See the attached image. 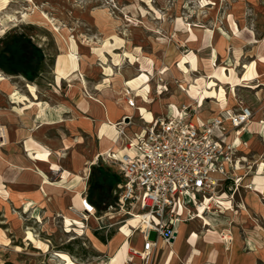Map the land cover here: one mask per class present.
<instances>
[{
  "label": "rangeland",
  "instance_id": "rangeland-1",
  "mask_svg": "<svg viewBox=\"0 0 264 264\" xmlns=\"http://www.w3.org/2000/svg\"><path fill=\"white\" fill-rule=\"evenodd\" d=\"M70 37L74 38L72 43ZM263 40L264 0H0V116L5 109V112H12L11 118L34 122L35 109L29 108L35 105L34 102L48 98L47 94L56 89L66 95L71 84L69 76L80 71V62L85 63L90 81L98 84L104 77L98 85L99 90L111 86L116 72L125 74L129 70L136 74L131 77L130 82L148 74L150 90L149 83L156 70L168 69L166 82L171 92L168 96L181 90L180 86L184 83L182 73L187 71H191L193 78L211 74L212 78H206L217 86L221 81L214 72L217 69L219 77L223 79L229 76V70L233 67H229L230 61L227 64L226 62L235 54L233 47L238 44L241 49L242 65L236 69L240 76L244 73V66L252 63L255 58L262 56L261 59L264 60ZM135 47L142 48L147 57H157L158 61L145 56L139 59L141 49L132 51ZM213 47L223 48L219 58L216 50L213 56L217 57L211 56ZM71 51L79 59L68 56L70 71L63 78L57 73L60 57ZM198 59L199 73L191 69ZM209 59L213 61L214 68ZM139 65L141 70L138 73ZM257 71L260 77L241 79L238 82L239 87H217L232 96L231 104L235 103V91L237 102L251 107L253 118L246 132L250 134V127L261 131H256L254 137L239 148L238 160L241 165L239 177L236 178L237 184L234 182L231 191L226 188L219 190V209L213 203L210 210L204 211V218L208 220L212 217L217 219L229 216L233 225H237L233 219H241L242 232L254 226L264 229V68L259 65ZM62 79L65 80L57 85L55 80L60 82ZM124 84L126 85V80ZM186 102L193 101L187 99ZM37 105L47 115L44 104ZM16 106L20 113L28 110L19 115ZM86 116L92 119L89 114ZM62 122L54 125L55 129L48 130L46 135L72 140L68 150L71 154L79 151L87 157L98 146L96 130L98 132L100 126L94 127V131L87 135L81 130L82 127H71V119L65 118ZM10 124L12 128H19L17 121H11ZM35 126L36 124L31 125L26 133L29 134ZM3 127H7L6 124L0 123V129H4ZM108 129L109 125L106 124L104 131ZM23 130L25 129L22 126L21 131ZM113 130L117 136L118 128L113 127ZM0 134L2 135L1 132ZM71 154L60 155L63 156V161L59 166L76 173L74 167L67 165L73 162ZM84 159L91 163L95 161ZM86 165L88 168L85 167L84 172H88L85 176L67 172L66 184H57L61 180V174L57 170L52 171L48 179L59 190L67 192L63 189L66 188L76 192V196L80 182L86 178L84 197L89 195L91 187H96L95 197L102 207L107 205V209L100 211L94 204L96 216L87 222L82 231L83 223L78 220L74 223L73 216L69 214L72 200L70 197L65 198L62 191H59V196L64 199L61 207L49 216L43 215L39 221L33 219L32 211L0 196V264L108 263L116 251L111 250L110 246L116 236H121L118 231L121 225H114L109 229L100 227L115 224L120 218L113 212L117 201V167L107 157H100L94 166L89 163ZM225 192L232 204L226 201ZM223 206L231 209L222 211ZM198 214L197 208H192V218ZM63 216L66 225L63 223ZM101 218L102 221H99ZM136 223L133 219L129 221V224ZM72 226H76L77 231ZM66 228L70 233H66ZM216 229L222 231L219 226ZM28 232L35 237L31 235L28 238ZM122 232L128 235L129 227H123ZM152 239H155V233L152 234ZM139 241V236H135L130 242L125 240L122 245L120 242L121 247L118 250L124 245L125 250L129 249L130 243L139 245ZM161 254L162 250L148 264H158ZM136 262L144 264L141 260Z\"/></svg>",
  "mask_w": 264,
  "mask_h": 264
},
{
  "label": "crops",
  "instance_id": "crops-1",
  "mask_svg": "<svg viewBox=\"0 0 264 264\" xmlns=\"http://www.w3.org/2000/svg\"><path fill=\"white\" fill-rule=\"evenodd\" d=\"M236 45V47H233L235 54H232L226 62L227 64L230 61L229 67H233L229 70V76L226 79H223L222 77H219L217 69L214 72V75L219 81H221L217 86H214L207 79L210 75H202L198 78H193L191 71H187L186 73H182L184 76V83L180 86L182 91H177L175 95L168 96L171 93L170 86L166 82V89L164 88L160 90L164 85L159 82L160 78H163L165 81L167 80L168 69L165 72L156 70V74L152 76V81L149 83L151 87L150 90L148 88V74H144L143 76H140V78L134 79L133 82H130L132 81L131 77L136 74H134L132 70H129L126 71L125 74L117 73L115 71L116 74L112 78V82H115L114 85H112L111 82V86L99 90L98 85L104 80V77L98 84L90 81L88 76L89 72L85 63L80 62V71L74 72L69 76L71 78V84L66 95L61 94L56 89L54 92L47 94L48 98L34 102L35 105L29 108L35 109L34 122H27L24 119L14 117L11 118L10 115L12 112L9 110H6L5 112L4 109L0 116V123L6 124L7 126L3 127L6 131L3 132V137L0 138L1 198L4 200L11 199V201L15 202L22 208H25L27 211H32L33 219L36 221H39V218L41 219L43 215H51L61 207L64 199L61 195L59 196V191L65 193V198H71V206L83 208L86 203L94 206L88 196L84 197L87 183L86 178L80 182L78 187L79 193L75 196V193L66 188L62 187L67 192L59 190L55 183L54 185L49 181L48 175L50 176L52 171L57 170L61 174V180L57 182V184H66L68 177L67 172L87 175L88 171L84 172V168L88 165H86V163L93 165L96 160L103 157L107 152L109 153L110 150L115 153L116 157H119L123 152L121 149L124 150L125 144L124 139H118L119 124L126 117L125 122H129L128 116L132 118L133 124L126 127V133L131 136L134 133L140 132L145 122L150 121L153 117L180 112L183 104H191L186 102L187 99L192 101H195L194 99H196L201 103V107L195 116V120L201 122L210 120L223 108L239 107L241 103L237 102L234 90H232L234 91V95H232L235 98V103L231 104L233 102L232 96H229V93H227L226 90H220L217 87L219 85H230L232 88H236L239 87L238 82L241 79H256V77L259 76L257 66L261 65L262 68H264V60L261 59L262 56L260 58H255L252 63L244 66L243 75L238 76L236 69L242 65L240 62L242 58L240 54L241 49H239L238 44ZM139 48L140 47H135L132 51H136ZM140 49L141 54L138 57L139 59H141V56H145L142 48ZM214 50L218 52L217 56L219 58V53L220 51H223V48L217 49L213 47L211 56H213ZM109 58L112 59L111 57ZM147 58L158 61L157 57H155L156 60L153 56ZM210 59L209 63L211 62V65L213 66V61ZM100 66H102V64H100ZM151 66L153 70L152 61ZM199 66L200 61L198 59L194 66H191V69H195L199 73V70H197ZM162 68L164 69V67ZM115 69L117 68L115 67ZM139 70H141V65L138 66V73ZM65 79H62L60 82L55 80L56 84H61ZM125 80L126 85L124 84ZM92 85L93 88L91 87ZM158 86H160V88H158ZM143 88L144 90H142ZM91 92L94 93L92 94ZM131 96L135 97V107L129 106L127 102V97ZM38 103L44 104L47 115L42 112V108L37 105ZM18 106L23 107V105L20 104H18ZM18 106L15 107L17 112L19 111L17 108ZM243 106L250 107L247 105ZM215 109L218 110L215 112ZM26 110H24L23 113L18 112V114L22 115ZM88 114L92 119H89L86 116ZM65 118L72 120L71 127L78 125L79 127H82L81 130L87 135H90L94 131V127L98 128L100 126L98 132L96 130L98 146L89 152L87 157L83 156L79 151H74L73 154L68 151L69 146L72 145V140L66 137H50L46 135L48 130L55 129L54 127L56 126L54 125L63 123L62 121H64ZM11 121H17L20 129L12 128V125L10 124ZM33 124H36V126L31 128L29 134L26 133V130ZM106 124L109 125V129L104 131V126ZM22 126L25 129L23 131H21ZM113 127L118 128L117 136H115L116 134L114 133ZM249 129L250 134L247 132L244 134L246 140H251L256 131H261V129L259 130L258 128L252 129V127H250ZM100 134H105V136H101ZM232 139L233 136L229 138V140ZM62 154L72 155L73 162H70V164L68 162L66 163H68V166L74 167L76 173L72 172L70 169H64L59 166L62 165L63 156H60ZM84 158L94 159L95 161L91 163L85 161L86 159ZM116 177L119 179L118 168ZM233 186V182H228L225 188L228 191H231ZM261 190L258 192H261ZM224 196L226 201L232 204V200H228L229 195L227 192L224 193ZM216 207L219 209L217 204ZM223 207L224 209L221 210L225 212L231 209L228 208V206ZM69 214L73 216L72 221L74 223H76V220L80 221L72 214L70 209ZM93 217L94 216L91 218ZM202 217L204 218V216ZM99 221H102V218L99 219ZM233 221H236L235 223H237V225H233L232 218L229 216H222L217 219L212 217L210 220L206 218L203 220H194V218L190 219L188 212L185 211L183 220L179 224L178 234L173 246H165L161 249L162 254L158 264H264V229L254 226L252 229L242 232L241 219H233ZM63 223L66 225L64 216ZM83 225L84 228H82V231L85 229V224ZM111 225L112 224H105L103 227L104 229H109L112 228ZM125 226L121 225L119 227L118 231L121 236H116L113 244L110 246L111 250L116 251L106 264H139L136 260L140 259L134 258L132 260L130 258V249H143L144 241L142 235L136 232L131 236L130 228V233L128 235L125 234L122 232V229ZM218 226L221 228V232L217 229L215 230ZM75 227L76 226H72L71 228H74V231H77ZM66 233H70L67 228ZM31 235L35 237L33 233L28 232V238H30ZM223 235H229L231 237L232 241L230 244L227 245L224 242L222 239ZM135 236H139L140 238L139 245H131L130 243L129 249L125 250L124 245L118 250L125 240L130 242ZM121 237L124 239L123 242ZM120 242L122 243L119 246ZM117 245L119 246L118 248ZM40 250L44 251L43 249ZM161 250L158 253H160Z\"/></svg>",
  "mask_w": 264,
  "mask_h": 264
},
{
  "label": "built area",
  "instance_id": "built-area-1",
  "mask_svg": "<svg viewBox=\"0 0 264 264\" xmlns=\"http://www.w3.org/2000/svg\"><path fill=\"white\" fill-rule=\"evenodd\" d=\"M159 82L164 86L158 88L166 89V81ZM127 102L135 107V97H127ZM200 107L196 100L183 104L180 112L153 117L131 136L126 127L133 124L132 118L128 116L127 123L124 118L118 139L125 140V153L118 158L110 150L103 156L119 170L113 212L120 218L111 227L127 225L131 236L138 232L144 241L142 250L130 249L132 260L148 264L165 246L172 247L185 211L191 219L192 208L210 210L221 188L228 182L237 184L239 148L247 142L244 134L253 111L241 103L201 122L195 120ZM70 211L85 225L97 213L87 203L83 208L71 206ZM132 219L136 225L129 224ZM222 239L227 245L232 241L229 235Z\"/></svg>",
  "mask_w": 264,
  "mask_h": 264
},
{
  "label": "bare ground",
  "instance_id": "bare-ground-1",
  "mask_svg": "<svg viewBox=\"0 0 264 264\" xmlns=\"http://www.w3.org/2000/svg\"><path fill=\"white\" fill-rule=\"evenodd\" d=\"M24 18V17H23ZM43 18H45L48 22L51 23V20L46 16V15H43ZM13 19V18H12ZM55 29L57 31H59V28L55 27ZM70 42L72 43V39H74L73 37H70ZM68 56H71L73 57L74 59H79V56L75 53H73L72 51L67 54L65 53V55L61 56L60 57V63H59V66H58V69H57V73L60 74L63 78L66 77L70 71V63H69V57ZM189 62V61H188ZM159 71V70H158ZM162 71V70H161ZM163 72V71H162ZM165 72V71H164ZM209 78H212L211 74L209 76ZM193 99V98H192ZM197 102H199L198 100H196ZM3 132H4V129H2V135H1V138L3 137ZM123 151L118 158H121L123 156V154L125 153V150H122ZM76 193V192H75ZM219 197L215 198L214 200V205L216 206L217 204V201H218ZM203 207H200L199 208V214L196 215L194 217V220H203L204 218L202 216H204V208H203V211L201 212L200 209H202ZM217 208V207H216ZM67 218V217H66ZM202 232V231H200Z\"/></svg>",
  "mask_w": 264,
  "mask_h": 264
},
{
  "label": "trees",
  "instance_id": "trees-1",
  "mask_svg": "<svg viewBox=\"0 0 264 264\" xmlns=\"http://www.w3.org/2000/svg\"><path fill=\"white\" fill-rule=\"evenodd\" d=\"M41 59H43L42 55H41ZM92 177H93V175L91 174V179H92ZM118 182H119V179L116 177L115 186L117 185ZM95 191H96V187L90 188L89 195H88L89 200L91 201V203L95 204L99 208L100 211L107 209V205L105 207H102L100 201L96 199V197H95L96 192Z\"/></svg>",
  "mask_w": 264,
  "mask_h": 264
}]
</instances>
